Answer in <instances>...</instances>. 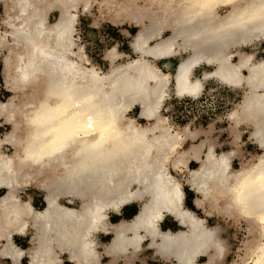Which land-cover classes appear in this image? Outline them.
<instances>
[{"label":"bare ground","instance_id":"6f19581e","mask_svg":"<svg viewBox=\"0 0 264 264\" xmlns=\"http://www.w3.org/2000/svg\"><path fill=\"white\" fill-rule=\"evenodd\" d=\"M91 1L6 2L0 55L13 96L0 101V127H10L0 136V255L23 264L28 251L14 237L33 229L28 264H63L61 255L74 264H100V248L112 258L107 264L121 256L133 264L132 255L145 247L174 264H200L204 257L205 264H221L227 242L186 208L184 187L173 175L188 171V185L201 196L198 208L211 201L216 212L250 226L244 256L232 264H264V60L242 50L264 37V0H104L115 13L109 20L138 28L131 47L140 56L118 66L123 55L112 48L108 74L89 66L76 38L79 9L89 12ZM52 11L58 13L53 24ZM183 55L173 76L157 65ZM204 65L212 70L194 77ZM210 79L245 89L228 115L232 144L239 147L238 127L248 125L262 153L237 171L238 149L217 155L212 125L175 132L161 114L172 82L177 97L196 99ZM135 105L146 125L128 117ZM201 134L206 139L186 150L187 140ZM192 160L199 163L195 170ZM30 187L44 193V209L21 196ZM135 203L140 209L132 220L111 221ZM167 216L182 230L163 231ZM99 234L112 239L101 243Z\"/></svg>","mask_w":264,"mask_h":264},{"label":"rangeland","instance_id":"374dc122","mask_svg":"<svg viewBox=\"0 0 264 264\" xmlns=\"http://www.w3.org/2000/svg\"><path fill=\"white\" fill-rule=\"evenodd\" d=\"M8 0H0V34L2 36L8 31L5 25L6 19V8ZM113 1V0H111ZM92 8L89 12L84 11L81 7L79 9V21L77 25L76 38L80 46L84 47L86 57L89 61V66L95 68L101 74H108L111 70V62L106 59V54L109 50L117 47L119 53L123 55L119 58L117 65H125L133 59H140V56L134 53L131 43L133 42V37L137 33L138 28L135 24L129 21H125L122 24H116L109 18L115 14L113 10L109 9L104 5V0H92ZM58 19V13L52 11L48 15L49 23L53 24ZM4 33V34H3ZM257 48V49H256ZM242 49V48H241ZM246 53H254L257 61L264 60V37L256 39L253 43L242 49ZM233 51H236L234 48ZM5 52V51H4ZM138 55V56H137ZM187 57L186 55L177 56L174 59L172 68L169 73L171 76L175 74V68L177 64ZM4 54L0 55V101L8 102L9 98L13 94L9 91L6 80H5V68H4ZM163 62V61H162ZM157 65L162 66L159 62ZM161 68V67H160ZM212 70L211 67H205ZM162 70V68H161ZM209 70V71H210ZM197 71V70H196ZM165 73V72H164ZM200 72L194 73V77H198ZM204 97L202 102L197 104H190L187 106L179 105V97L176 96L174 91V84L171 83L167 100L162 107L161 114L168 119V122L175 132H181L184 127L190 125L192 131H207L212 125L214 132L212 137L214 142L218 144L217 155H222L223 153H229L231 150L236 148L237 156H235L232 166L235 171L240 170L243 165L253 162L256 157L262 153L259 147L250 139V132L252 128L248 125H241L238 127L241 132V138L239 147L233 146L234 133L231 128L232 123L229 121L228 115L236 108L243 98L245 89H234L229 86L222 84L216 79H210L205 87ZM23 94L17 95L18 99L23 98ZM183 100V99H182ZM189 100V99H187ZM141 112V107L135 105V107L128 112V117L137 119L142 125H146L147 121L138 118ZM10 131V127L4 125L0 127V136H3ZM201 139H206V135L203 134L200 139L196 141L190 140L187 142L185 149H189L192 146L198 144ZM195 144V145H192ZM192 145V146H191ZM242 163V164H241ZM198 164L193 162L190 164V168L195 170L198 168ZM173 175L179 179L182 183L185 193L186 201L185 206L187 209L193 211L197 216L204 218L207 221L209 227H217L222 239L228 244V253L225 260L221 264H232L238 259V255L244 256L245 244L251 240V234L249 233V224L244 220L238 222L231 217H227L220 212H216L212 209L211 201L205 206L204 209L198 208L194 205V199L201 198L200 195L193 192L188 185L187 177L189 175L188 171L179 172L173 171ZM32 189V190H31ZM2 193H4L2 191ZM2 195V194H1ZM23 199L28 200L29 197L33 199L32 203L35 205L36 209H41L44 206V193L35 187H30L24 191L21 195ZM65 203V201H63ZM79 204H75L76 208H79ZM132 208L138 207V205H131ZM136 206V207H135ZM129 207V206H128ZM140 207V206H139ZM189 207V208H188ZM211 212V215L208 214ZM114 215V214H112ZM209 217V218H208ZM121 218L122 216H114L113 219ZM232 220V221H231ZM172 226H176L175 230H182L178 223L174 221L172 217H167L165 223L162 224V228L167 230ZM248 229V230H247ZM174 232L175 230L171 228ZM164 231V230H163ZM179 231V230H178ZM177 232V231H175ZM28 237L20 238L16 236V243L20 248L27 249L31 247L30 236L34 233L30 230ZM111 236L102 238L101 241H110ZM2 242H0V250L2 248ZM147 249V248H145ZM228 256V257H227ZM65 260L67 257L64 258ZM4 264H10L8 260H0ZM108 259H105L107 262ZM200 261H207V258H201ZM28 262L26 259L25 263ZM137 264H174V260L171 262H163L159 257L155 255L153 250H145L136 259ZM68 264V261H67ZM220 264V263H219Z\"/></svg>","mask_w":264,"mask_h":264},{"label":"crops","instance_id":"0c3cea01","mask_svg":"<svg viewBox=\"0 0 264 264\" xmlns=\"http://www.w3.org/2000/svg\"><path fill=\"white\" fill-rule=\"evenodd\" d=\"M138 56V55H137ZM174 59H176V58H169V59H164V60H160V61H158V63L159 62H161L162 63V66H160L161 68H162V71L163 72H170L171 73V71H170V69L172 68V64H173V62H174ZM163 61V62H162ZM178 65V64H177ZM159 66V65H158ZM205 67H207V66H201L200 68H198L197 69V71L196 72H200V74L198 75V77L199 76H201L202 75V73L204 72V71H208V70H210V69H207V68H205ZM195 72V73H196ZM172 74V73H171ZM208 82V81H207ZM206 85H207V83H206ZM138 118H140L139 116H138ZM141 119V118H140ZM142 120H144V119H142ZM201 136H202V134L201 135H199V137H198V139H200L201 138ZM197 140V139H196ZM190 140H187V142H189ZM202 141V139L200 140V142ZM187 142L185 143V145L184 146H186V144H187ZM199 143V142H198ZM192 145H195V144H192ZM191 145V146H192ZM207 146H205V148H204V151L205 150H207ZM193 162H195V163H197L198 165H199V163L197 162V161H194V160H192L191 161V163H193ZM190 163V164H191ZM190 166V165H189ZM2 191L3 190H1V192H0V196H1V194H3L2 193ZM193 191V190H192ZM4 192V191H3ZM194 192V191H193ZM185 196H186V193H185ZM32 201H33V199H32ZM43 201H44V203H45V200L43 199ZM185 201H186V199H185ZM194 202H195V199H194ZM136 204V203H135ZM186 204V203H185ZM34 205V204H33ZM132 205H134V204H132ZM136 205H138V204H136ZM194 205H196L195 203H194ZM35 206V205H34ZM44 207H45V204H44V206H43V209H44ZM133 206H127V207H125L124 209H123V211H122V213H123V216H122V219H125V220H132L135 216H136V214L138 213V211H139V209H140V207H139V205H138V207H136L135 209L134 208H132ZM137 209V213L135 214V215H133V213L135 212V210ZM114 216H116L117 217V215H112L111 214V221L113 222V223H117L120 219L119 218H117L116 220L115 219H113L114 218ZM119 217V216H118ZM168 217V216H167ZM166 217V218H167ZM170 217V216H169ZM166 218H165V220L161 223V229H162V224L163 223H165V221H166ZM174 219V218H173ZM174 221H175V219H174ZM175 222H177V220L175 221ZM178 223V222H177ZM179 226V225H178ZM171 228H173L174 230H175V226H172ZM171 228H169V229H167V230H164V231H168V230H170V231H173V230H171ZM30 230H32L33 232H34V230L33 229H29L28 231H27V234L25 235V236H18V237H20V238H26V237H28V234H30L29 232H30ZM163 230V229H162ZM178 230H180V229H178ZM178 230H175V231H178ZM174 231V232H175ZM35 236V234L33 233L30 237L31 238H33ZM108 236H111V235H102V234H99L98 235V240H99V242H101V243H105V244H108L110 241H111V239H112V236H111V238H110V241H108V242H103V241H101V239L102 238H105V237H108ZM16 240V236L14 237V241ZM15 243H16V241H15ZM17 244V243H16ZM32 244V245H31ZM3 245V244H2ZM30 245H31V247H29V248H27V249H24V248H22V249H24V250H26V251H28L26 254H25V256H24V258L22 259V263L23 264H28L29 263V261H30V258H31V255L33 254V250H35L36 249V245L33 243V240L32 239H30ZM145 248H147V247H145ZM143 249L142 251H140L139 253H137L135 256H133L132 255V263L133 264H137L136 263V259L138 258V256L142 253V252H144L145 250H153V249H151V248H147V249ZM30 249L32 250V251H30ZM3 250V246H2V248H1V250H0V253H1V251ZM101 252H103L104 254H103V256H102V258H101V263L100 264H107L108 262H110L111 260H112V258L107 254V251H106V249L104 250V248H100L99 249ZM154 252H155V250H153ZM30 253V254H29ZM32 253V254H31ZM155 255L157 256V257H159L163 262H166V263H168V262H171V260H165L164 258H162V257H160L159 255H157L156 254V252H155ZM29 256V257H28ZM62 256V259H63V264H67V261H68V264H74V263H72L70 260H68V256L67 255H61ZM67 256V259L65 260L64 258ZM131 256V255H130ZM1 259H3V260H8V261H11L10 259H4V258H2V256L0 255V260ZM26 259H28V262L27 263H25V261H26ZM105 259H108V261L107 262H105ZM164 259V260H163ZM126 260H127V257H125V256H121L120 258H119V260H118V262H117V264H125V262H126ZM201 260V259H200ZM12 262V261H11ZM200 262V264H205V262L206 261H199ZM0 263H2V264H4L3 262H1L0 261ZM11 264V263H10ZM143 264H146V263H143ZM173 264V263H172Z\"/></svg>","mask_w":264,"mask_h":264},{"label":"built area","instance_id":"2783aa9c","mask_svg":"<svg viewBox=\"0 0 264 264\" xmlns=\"http://www.w3.org/2000/svg\"><path fill=\"white\" fill-rule=\"evenodd\" d=\"M203 97H204V93L201 94L198 98L196 99H193V98H185V99H181L179 100V105H184V106H187V105H190V104H197V103H200L202 102L203 100ZM189 99V100H187Z\"/></svg>","mask_w":264,"mask_h":264},{"label":"trees","instance_id":"16d2710c","mask_svg":"<svg viewBox=\"0 0 264 264\" xmlns=\"http://www.w3.org/2000/svg\"><path fill=\"white\" fill-rule=\"evenodd\" d=\"M187 206V205H186ZM189 208V207H188ZM41 209H43V208H41ZM41 209H39V210H41ZM137 213V209L135 210V212L133 213V215H135ZM114 222V221H113ZM176 227V226H175ZM163 229V228H162ZM163 230H165V229H163Z\"/></svg>","mask_w":264,"mask_h":264},{"label":"water","instance_id":"95a60500","mask_svg":"<svg viewBox=\"0 0 264 264\" xmlns=\"http://www.w3.org/2000/svg\"><path fill=\"white\" fill-rule=\"evenodd\" d=\"M178 225H179V223H178ZM180 226V225H179Z\"/></svg>","mask_w":264,"mask_h":264}]
</instances>
